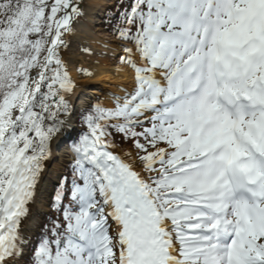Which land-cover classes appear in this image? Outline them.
<instances>
[{"label":"snow or ice","instance_id":"snow-or-ice-1","mask_svg":"<svg viewBox=\"0 0 264 264\" xmlns=\"http://www.w3.org/2000/svg\"><path fill=\"white\" fill-rule=\"evenodd\" d=\"M83 15L0 0V264L25 255L53 141L71 158L29 264H264V0H121L130 83L77 129L65 52Z\"/></svg>","mask_w":264,"mask_h":264},{"label":"bare ground","instance_id":"bare-ground-1","mask_svg":"<svg viewBox=\"0 0 264 264\" xmlns=\"http://www.w3.org/2000/svg\"><path fill=\"white\" fill-rule=\"evenodd\" d=\"M83 3H84V15L80 17L78 21L74 24V32L72 33L70 37L71 45L69 49L66 50L65 52V59H69L70 63L72 62V64H74V61H75L74 59H78V58L85 59L84 58L85 56L83 55L82 51H85L87 48H89L90 52L92 50V54H94L95 65L93 69L89 72L88 77H81V79H79L78 81L80 83H76L77 86L75 87V91L72 95V99L76 98L77 95L81 94L79 90L80 89L83 90V87H78V86L81 85L82 83H84L85 85L95 84V86L100 83H104V82H108L111 84L116 83V84H120L119 87L121 88L123 86H127L128 81H130L129 71L125 70L124 68L120 66H115L114 68H109V66H105L109 62V57H110L109 53L111 54L112 52L110 51L111 49L109 48H112L113 50V47H112L113 45L108 44V42H112L111 41L112 38H110L107 34H103V31H101L100 33H95L96 31L98 32V29H97V27L99 26L98 20L103 10L102 7L103 6L108 7L111 1L110 0H83ZM110 10L113 14H115L116 11L113 8H110ZM103 17L105 21L117 23L115 19L111 17L110 14L103 13ZM75 44L77 46L80 44V49H77V48L73 49ZM83 44L87 46L82 49L81 47ZM71 52H73L75 57L77 58H71L69 56ZM75 69H76V72L79 73V71L77 70L78 69L77 66L75 67ZM101 85L105 87L104 84H101ZM95 92L97 91L92 89L90 90V92H87V93H95ZM78 105H76V107ZM54 144H55V141H53L52 148H54ZM66 153H67L66 151L62 152L60 150H57L55 154V151H54V153H52L49 159L45 162L47 166L43 174V179L38 186L36 199L34 201V204L36 207L39 208L42 206L43 196L46 191L45 187L48 186L46 184L50 178L51 173L54 172L52 169H49V171H47L48 167L51 166L52 164L51 160H53L52 168L55 170L58 167H60L63 162L66 161V158H65ZM32 225L33 223H30L27 226L24 225L23 231L24 232L26 230L28 231V228H30Z\"/></svg>","mask_w":264,"mask_h":264},{"label":"rangeland","instance_id":"rangeland-1","mask_svg":"<svg viewBox=\"0 0 264 264\" xmlns=\"http://www.w3.org/2000/svg\"><path fill=\"white\" fill-rule=\"evenodd\" d=\"M110 1H111V3L109 4L108 7L107 6H103L102 7L103 10H102V13L99 16V20H98L99 21L98 23H99V26L100 27L99 26L97 27L98 32L96 31L95 33H100L101 31H103V34H107L109 36L108 33L110 32V28H109L108 25H106V21H105V19L103 17V13H105V10H108V9H110V8H112L114 6V4H112V1L113 0H110ZM98 13H100V12H98ZM84 19H85V17H84ZM109 37L112 38V40H111L112 42H108V44L109 45H113L112 46L113 47V50H112V48H109V49H111L110 51H112V52H111V54L109 53V55H110L109 62L105 66H109V68H114L115 66H120V67H122L125 70H127V71L130 72V70L125 65H123L122 63H120L118 61V58H117V55L116 54L120 51V49L114 43L115 38L112 37V36H109ZM86 46L87 45L83 44L81 48L83 49ZM74 48L80 49V44L78 46L75 44V46L73 47V49ZM82 52H83V55L85 56L84 57L85 59H82V58H80V59L79 58L78 59H74L75 60L74 61V64H72V62L70 63V60L69 59H66L68 61V65H69V69H70L72 78H73V80H75L74 81L75 82V87L77 86L76 83H80L78 81H79V79H81V77H88L89 72L93 69V67L95 65V63H94L95 62V60H94V54H92V50L90 52V49L87 48L85 51H82ZM69 56L71 58H77V57H75V55H74L73 52H71V54ZM80 57H82V56H80ZM117 61L119 62V65H117V63H116ZM76 66L78 67L77 70L79 71V73L76 72V69H75ZM110 72H111V70H110ZM129 83H130V81H128L127 86L129 85ZM101 84H104L105 87H103ZM119 86H120V84H116V83L111 84V83H108V82L100 83V84H98L96 86H95V84H93V85L86 84L85 85L84 83H82L78 87H83V90H81V89L79 90V92L81 94L80 95H77L75 99H76V101H77V99H80V101H84V103H86L85 100H87L88 97L94 95V96L99 97L100 100H102L104 104L110 106L113 103V98H112V95L111 94L114 93V92L115 93H119L122 90V87L120 88ZM92 89L96 90L97 92H95V93H87V92H90V90H92ZM82 99H84V100H82ZM116 150L118 152L132 153V155L134 157V151L129 150L128 148H124V147L121 148V149L116 148ZM69 159H70V156H67V160H69ZM64 165H63V167H64ZM46 166H47V164H45V168H46ZM52 166L53 165L51 164V169L54 171V169L52 168ZM60 171H61V169L58 172H60ZM56 175H57V173H56ZM37 191H38V187H37ZM37 191H36V194H37ZM47 193L48 192L46 191L45 194H44V196H43V202H42V205H44L43 207L42 206L39 207V208L36 207L35 204H34V202L30 206L31 207V211H32V218L28 220L29 222L26 221L25 225L26 224L29 225L30 223H33V225L31 227V230L28 231L27 234H25V232H24V235L26 237V240L33 237V234H34V229L33 228L35 226L34 225V222H36V220H35L36 214L38 212H41V208H44L43 210H45V208H46L45 204H47ZM23 227H24V225H23Z\"/></svg>","mask_w":264,"mask_h":264},{"label":"trees","instance_id":"trees-1","mask_svg":"<svg viewBox=\"0 0 264 264\" xmlns=\"http://www.w3.org/2000/svg\"><path fill=\"white\" fill-rule=\"evenodd\" d=\"M126 144H129V145H131L130 143H126ZM51 213H52V209H51ZM47 219V217H44V219H43V222L45 221ZM39 233H40V229H39ZM38 237H39V234H38ZM22 262L25 264H29V257H27V258H23L22 259Z\"/></svg>","mask_w":264,"mask_h":264}]
</instances>
